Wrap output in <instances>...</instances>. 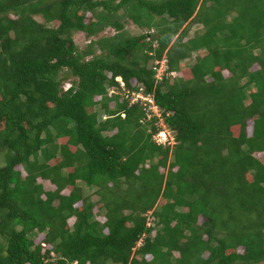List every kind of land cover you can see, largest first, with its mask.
Here are the masks:
<instances>
[{
  "label": "trees",
  "instance_id": "obj_1",
  "mask_svg": "<svg viewBox=\"0 0 264 264\" xmlns=\"http://www.w3.org/2000/svg\"><path fill=\"white\" fill-rule=\"evenodd\" d=\"M0 264H264V0H0Z\"/></svg>",
  "mask_w": 264,
  "mask_h": 264
},
{
  "label": "rangeland",
  "instance_id": "obj_2",
  "mask_svg": "<svg viewBox=\"0 0 264 264\" xmlns=\"http://www.w3.org/2000/svg\"><path fill=\"white\" fill-rule=\"evenodd\" d=\"M39 20V19H38ZM40 22H41V20H39ZM128 23H127V25H126V28L132 33V34H134V35H137L140 31L132 24V23H129V21H127ZM198 29V27L196 26V27H192L191 28V30H190V35L189 36H192L193 35V33L196 31ZM107 32V31H106ZM109 34H113V32H112V30L111 31H109L108 30V32L106 33V35H109ZM73 40H74V43L78 46V47H80V48H82V47H84V45L86 44V39L84 38V36L82 35V34H76L74 37H73ZM193 63V60H191V61H189V62H187L185 65V68H189L188 66H190L191 64ZM118 80H120V79H118ZM68 83H70V82H68ZM69 85L68 84H66L65 85V88H67ZM163 128V127H162ZM163 130V129H162ZM43 185H44V187H46V188H49L50 187V185L47 183V182H42V181H40ZM73 221H71L70 223H72ZM42 237L40 236L39 237V239H41Z\"/></svg>",
  "mask_w": 264,
  "mask_h": 264
},
{
  "label": "built area",
  "instance_id": "obj_3",
  "mask_svg": "<svg viewBox=\"0 0 264 264\" xmlns=\"http://www.w3.org/2000/svg\"><path fill=\"white\" fill-rule=\"evenodd\" d=\"M166 63L162 64V68L160 70V74H158V79L161 78L162 74L166 71ZM134 100H138L141 99L142 101H146L147 99L144 98L142 95L140 94H133ZM153 110L157 113V109L155 107H153ZM155 140L158 144H168L170 143V141H172L171 136L169 135V133H166L165 131H161L156 137Z\"/></svg>",
  "mask_w": 264,
  "mask_h": 264
},
{
  "label": "clouds",
  "instance_id": "obj_4",
  "mask_svg": "<svg viewBox=\"0 0 264 264\" xmlns=\"http://www.w3.org/2000/svg\"><path fill=\"white\" fill-rule=\"evenodd\" d=\"M118 81H120V80H118ZM70 86H68L67 88H69Z\"/></svg>",
  "mask_w": 264,
  "mask_h": 264
}]
</instances>
